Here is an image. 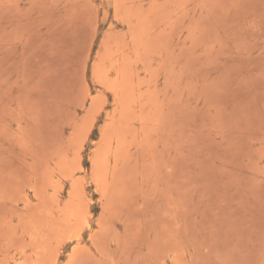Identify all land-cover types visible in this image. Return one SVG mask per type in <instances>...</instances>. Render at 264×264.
<instances>
[{"label": "rangeland", "instance_id": "rangeland-1", "mask_svg": "<svg viewBox=\"0 0 264 264\" xmlns=\"http://www.w3.org/2000/svg\"><path fill=\"white\" fill-rule=\"evenodd\" d=\"M0 264H264V0H0Z\"/></svg>", "mask_w": 264, "mask_h": 264}]
</instances>
